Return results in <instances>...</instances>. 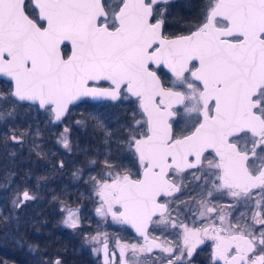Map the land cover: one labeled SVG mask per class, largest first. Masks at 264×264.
<instances>
[{
  "label": "snow or ice",
  "instance_id": "obj_1",
  "mask_svg": "<svg viewBox=\"0 0 264 264\" xmlns=\"http://www.w3.org/2000/svg\"><path fill=\"white\" fill-rule=\"evenodd\" d=\"M170 5L171 0H0V76L11 81L0 92V121L11 119L22 102L44 109L52 123L63 122L69 105L81 98L135 97L138 112L126 123L109 128L100 116L91 121L104 144L125 147L142 172L133 178L105 159L107 167L87 179L98 198L96 215L131 225L144 242L118 243V261L106 237L86 236L85 243L102 245L92 251L102 252L103 264L150 259L152 264H192L207 238L214 242V264H264V0H209L188 34L173 38L165 30ZM162 66L174 77L172 86L161 82ZM180 118L190 119L191 126L174 133ZM10 140L23 144V134ZM57 143L71 151L68 128ZM82 175L80 169L73 172L74 179ZM16 177L15 170L0 176V191L9 200L7 211H0L5 231L20 227L24 210L42 200L48 183L36 177L30 191L31 175L24 173L19 182ZM189 177L203 187L204 197L195 209L173 207ZM253 190H259V199ZM225 191L248 209H237L235 222L212 205L213 193ZM52 199L59 197L53 192ZM61 204L60 223L82 230L79 207ZM182 211L207 218L208 226L177 222L173 213L179 217ZM153 223L181 229L182 242L172 246L150 239ZM156 248L167 255L149 256ZM29 250L44 255L39 245Z\"/></svg>",
  "mask_w": 264,
  "mask_h": 264
},
{
  "label": "trees",
  "instance_id": "obj_2",
  "mask_svg": "<svg viewBox=\"0 0 264 264\" xmlns=\"http://www.w3.org/2000/svg\"><path fill=\"white\" fill-rule=\"evenodd\" d=\"M208 3L209 0H171L166 34L188 33L189 27L199 22ZM133 102V98L117 102L86 99L83 113H78L77 120L67 126L63 125L65 120L60 124L50 123L48 113L44 114L46 112L37 106L23 104L16 108L11 119L0 123V176L6 170H15L19 182L24 173H29L31 179L26 183L30 191L36 177H44L48 182L41 190L42 200L24 210L19 228L0 229V264H39L41 259L51 261L54 258H59L61 264H99V256L92 252L89 243H85V237L92 233V213L86 212L88 223L82 230L73 231L60 223L64 216L61 202L71 208L83 205L87 211L93 199L87 176L100 174L107 167L105 159L113 169L136 173V157L123 146L105 145L101 131L93 127L91 121L92 116H100L109 128H115L117 121L126 123L131 114L137 112ZM65 127L69 129L71 151L57 143ZM13 134H23L22 149L10 140ZM6 137L5 145L3 138ZM61 162L62 169L58 167ZM77 169L83 173L80 180L73 178ZM53 192L59 200L52 199ZM8 207L7 194L0 191V211H7ZM30 245H39L43 257L31 252Z\"/></svg>",
  "mask_w": 264,
  "mask_h": 264
},
{
  "label": "flooded vegetation",
  "instance_id": "obj_3",
  "mask_svg": "<svg viewBox=\"0 0 264 264\" xmlns=\"http://www.w3.org/2000/svg\"><path fill=\"white\" fill-rule=\"evenodd\" d=\"M26 2H28V0H26ZM158 73L160 74L165 86L166 87L171 86L166 76L167 74H170V73L167 72L164 68L158 71ZM100 86L106 87L110 85L108 82H101ZM10 87H11V81L0 78V92H6ZM130 98H133L134 100L136 99L135 97H130ZM105 101H109V100H105ZM96 102H101V101H96ZM22 104L26 105L29 103L22 102ZM41 110L44 111L43 109ZM44 114H47V112ZM1 122H4V121H0V123ZM57 124H60V123H57ZM190 126H191V122L189 121H185V122L183 121L180 124L174 122L173 131L174 133H178L180 132L181 129H187ZM22 145L23 144H17V146L20 147V149H22L21 148ZM115 170L119 171L117 169ZM119 172L123 173L127 171L120 170ZM141 172H142V169L140 168V165L138 163L136 166V173H131V172H127V173L132 174L133 178H136ZM253 192L256 196V199H259L260 198L258 194L259 190H253ZM92 196H93V199L90 201V204L87 205L90 207L87 209V211L85 210L83 205L78 206L81 211L82 225H84L85 223H88L87 220L85 219V217L87 216L86 212L92 213L93 215L92 233L99 232L100 235H103V236L105 235V237H109V239H106L109 252L110 253L116 252L117 253L116 259L118 261L119 260V255H118L119 248L117 247L118 243L124 244L125 242L127 243L130 242L131 244H133L137 240L143 243L144 242L143 237L138 235L134 231V229L130 227L128 224H121L116 221H113L111 216L105 219L103 217L96 215L94 209L97 207L98 198L95 196L93 190H92ZM175 196L179 197V199H176V203L175 205H173V207H175L176 205H179L181 208H183L185 205H190L192 209H195L196 202L204 197V190L202 186H198L197 183L191 180V178L189 177L187 179H184L181 192L176 193ZM181 201H183L184 203L182 204ZM212 205H214L217 208L222 209L226 214H228L233 219V222H235V219L238 218L237 209L245 213H247L248 211L247 208H244L240 204H237L234 201V199L230 195L227 194L226 191L225 192H214L213 199H212ZM73 208H76V207H73ZM173 217L177 219V222H182L184 224H187L190 228H202V227L208 226L209 224V221L207 218L201 219L199 215L195 213L194 211L188 214L182 211L179 217H176V213L174 212ZM156 219L157 217L153 218V220H156ZM217 226H219L218 221H217ZM180 231L182 230L166 227L164 225L158 226L155 223H153V224H150L148 228V235L150 239H155L157 243H167L169 245L175 246L178 242H182L180 237L178 236V233ZM213 243L214 242L212 240L205 238L204 244L197 246L195 253L191 257L192 264H214L213 255H212ZM98 246L99 245L91 246V250L94 247H98ZM95 255L97 254L95 253ZM100 255H98L99 261H100L99 264H103V261L100 260ZM148 255L154 259H160L166 256L167 254L161 253L160 249L156 248V249H153V252ZM146 264H152V260L151 259L148 260ZM217 264H222V262H217Z\"/></svg>",
  "mask_w": 264,
  "mask_h": 264
},
{
  "label": "rangeland",
  "instance_id": "obj_4",
  "mask_svg": "<svg viewBox=\"0 0 264 264\" xmlns=\"http://www.w3.org/2000/svg\"><path fill=\"white\" fill-rule=\"evenodd\" d=\"M167 76V79H168V81H169V83H170V85L172 86V81H173V79H174V77L172 76V75H170V74H167L166 75ZM132 98H130V99H128V100H131ZM134 100V99H133ZM85 101L86 100H84L83 102H81V104H77L76 106H73V107H71L70 108V110H69V115L64 119L65 120V123H63V125H65V126H67V124H69V123H71L72 121H74V120H77L76 118V116H78V115H80L81 114V112L83 113V110L85 109V107H87L86 105H84V103H85ZM102 102V101H101ZM134 105L135 106H137V112H138V108H139V106H138V104L136 103V99L134 100ZM87 104V103H86ZM127 105H126V103H125V107H126ZM32 108H34V107H32ZM30 109V108H29ZM28 109V110H29ZM31 110V109H30ZM44 110V109H43ZM45 111V110H44ZM78 113H80V114H78ZM138 118H140V119H143V116L142 115H138ZM185 122V121H189V122H191V120L190 119H186V118H180V120H179V124L180 123H182V122ZM97 234H99V232H97V233H92V234H90L89 235V237H91V236H94V235H97ZM100 235V234H99ZM101 236H103V235H101ZM104 237H105V235H104ZM106 239H109V237H106ZM124 244H131L130 242H125ZM133 244H142V242L141 241H139V240H137L136 242H134ZM91 246H94L93 244H90ZM98 247H102V245H99ZM128 255L130 256L131 255V253H128ZM140 260H143L144 258H143V256H141L140 258H139ZM100 260H102L103 261V254H102V252H101V255H100Z\"/></svg>",
  "mask_w": 264,
  "mask_h": 264
},
{
  "label": "water",
  "instance_id": "obj_5",
  "mask_svg": "<svg viewBox=\"0 0 264 264\" xmlns=\"http://www.w3.org/2000/svg\"><path fill=\"white\" fill-rule=\"evenodd\" d=\"M186 34H188V33L180 34V35H186ZM175 36H179V35H175ZM175 36H169V38H173V37H175ZM66 43H67V42H66ZM162 68H164L167 72L170 73V71H169L166 67H163V66H162ZM157 74L160 76L159 73H157ZM170 74H171V73H170ZM0 78L10 81L7 77L0 76ZM160 78H161V76H160ZM161 82L164 84L162 78H161ZM90 86H91V85H90ZM164 86H165V84H164ZM102 87H103V86H102ZM106 87H109V86H106ZM165 87H166V86H165ZM87 98H89V97L81 98L80 100H77V101L73 102L71 105H69V110H70L71 106L76 105V104L82 102L83 100H85V99H87ZM89 99L93 100L92 98H89ZM93 101H105V100L100 99V100H93ZM23 103H29V102H23ZM55 123H62V122H55ZM153 218H154V217H153ZM128 225H129V224H128ZM129 226L132 227L131 225H129ZM149 226H150V225H149ZM132 228H133V227H132ZM148 228H149V227H148ZM133 229H134V231H135L138 235H140V234L135 230V228H133ZM13 264H19V263L15 262V263H13Z\"/></svg>",
  "mask_w": 264,
  "mask_h": 264
}]
</instances>
